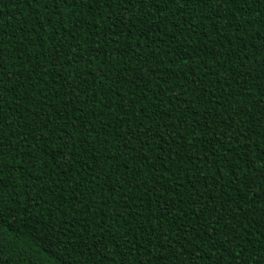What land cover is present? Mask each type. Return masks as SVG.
Here are the masks:
<instances>
[{"label":"trees","instance_id":"16d2710c","mask_svg":"<svg viewBox=\"0 0 264 264\" xmlns=\"http://www.w3.org/2000/svg\"><path fill=\"white\" fill-rule=\"evenodd\" d=\"M4 208L0 264H264V0H0Z\"/></svg>","mask_w":264,"mask_h":264},{"label":"snow or ice","instance_id":"6c2138e0","mask_svg":"<svg viewBox=\"0 0 264 264\" xmlns=\"http://www.w3.org/2000/svg\"><path fill=\"white\" fill-rule=\"evenodd\" d=\"M177 0H164L165 4H169V3H176ZM185 2H187V0H185ZM62 139V137H61ZM11 208H4V209H0V234H2L3 232L7 231V228L4 227V221L7 219V214L11 213ZM57 225H59L60 223H62L63 221L60 220L59 218H56L54 221ZM218 221L213 220V226L217 223ZM60 242H63V238L61 239ZM11 246L8 241L4 240V239H0V248L3 247H8ZM179 256V253H177V257ZM197 260L199 259V257L196 258ZM193 264H195V261L193 262Z\"/></svg>","mask_w":264,"mask_h":264}]
</instances>
